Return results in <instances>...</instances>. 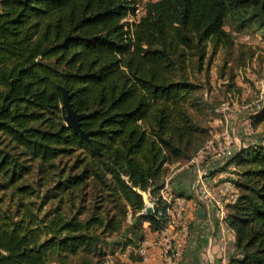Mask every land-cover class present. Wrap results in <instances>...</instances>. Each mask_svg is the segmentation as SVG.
I'll return each instance as SVG.
<instances>
[{
  "label": "trees",
  "instance_id": "16d2710c",
  "mask_svg": "<svg viewBox=\"0 0 264 264\" xmlns=\"http://www.w3.org/2000/svg\"><path fill=\"white\" fill-rule=\"evenodd\" d=\"M133 2L0 0V264H118L162 228L169 166L209 140L199 115L212 106L186 61L199 69L207 43L232 47L225 23L264 39V0H149L130 31L120 21ZM253 53L239 48L230 69ZM57 84L87 140L65 126ZM228 164L226 264H264V131Z\"/></svg>",
  "mask_w": 264,
  "mask_h": 264
},
{
  "label": "rangeland",
  "instance_id": "374dc122",
  "mask_svg": "<svg viewBox=\"0 0 264 264\" xmlns=\"http://www.w3.org/2000/svg\"><path fill=\"white\" fill-rule=\"evenodd\" d=\"M146 1L134 0L132 11L127 12L130 16L126 14L120 21L123 28L132 30L133 24L143 13ZM224 29L232 34V47H217L211 53V46L207 43L206 55L200 68L190 65L191 60L186 61V72L190 80L201 85L198 92L212 106L211 112L209 110L199 115L208 130V139H214L215 146L226 145L235 152L257 144L264 131V112H255L264 102V39L252 26L243 27L239 31L240 35H233L236 29L230 23H225ZM239 48L253 49V56L244 66L230 69ZM227 72L234 74L232 78H229ZM194 112L198 115V110ZM224 168L233 180L237 167L230 164L228 167L224 165ZM141 195L145 204L147 192L143 191Z\"/></svg>",
  "mask_w": 264,
  "mask_h": 264
},
{
  "label": "built area",
  "instance_id": "2783aa9c",
  "mask_svg": "<svg viewBox=\"0 0 264 264\" xmlns=\"http://www.w3.org/2000/svg\"><path fill=\"white\" fill-rule=\"evenodd\" d=\"M149 1V0H148ZM152 1V0H150ZM135 11V9H134ZM137 11V10H136ZM135 11V12H136ZM130 16V13H127ZM241 32L233 31V35H240ZM247 37V36H244ZM214 139H209L198 152L190 158L184 165L187 168L193 169L195 182L202 190V198L208 204H213L215 210L214 214L218 220L220 231L219 244L221 248V255L218 257V264H226L227 256L223 253V235L225 232H232L225 222L226 209L225 204L232 202L236 197V190L232 183V176L224 168L226 160L233 154L232 148L226 145L215 146ZM208 155V156H205ZM205 158H213L220 168L221 181L217 183L216 193L219 197L215 198L212 189L207 186L204 177L208 175V171L202 164ZM229 165H226L228 167ZM223 168V169H222ZM167 178L163 181V186L159 191L161 199L165 202V223L164 226L154 231V236L150 239L143 238V240L134 247H127L122 251V254L129 253L139 257L142 261L146 258L149 248L155 246L158 248V264H176L183 255L185 242L188 237V230L185 223L181 220L182 199L172 198L165 192ZM144 206H149L152 213L154 212L155 203L147 193V201ZM140 213L143 212V208ZM142 227H146L147 222L141 223ZM199 255L203 263H211L210 251L206 247H200ZM113 257L108 256L103 264H117Z\"/></svg>",
  "mask_w": 264,
  "mask_h": 264
},
{
  "label": "crops",
  "instance_id": "0c3cea01",
  "mask_svg": "<svg viewBox=\"0 0 264 264\" xmlns=\"http://www.w3.org/2000/svg\"><path fill=\"white\" fill-rule=\"evenodd\" d=\"M213 158H205V169L209 172L204 177L207 186L212 189L213 196L219 197L216 193L217 183L221 181L219 171L221 167L216 164ZM175 165V164H174ZM165 192L172 198L182 199L181 220L188 230V237L185 242L182 258L176 264H218V257L221 255L219 244L220 231L218 220L214 214L213 204L206 203L202 198V190L195 182L193 169L187 168L184 163L178 166H170ZM165 179V178H164ZM147 227V225H146ZM146 227H144L146 229ZM154 231L145 230L144 238L150 239ZM233 234L225 232L223 235V253L228 255L233 248ZM200 247L208 248L211 255V263H203L199 255ZM131 253L128 255L117 252L115 257L118 264H158V248H149L146 258L142 261L131 260Z\"/></svg>",
  "mask_w": 264,
  "mask_h": 264
},
{
  "label": "water",
  "instance_id": "95a60500",
  "mask_svg": "<svg viewBox=\"0 0 264 264\" xmlns=\"http://www.w3.org/2000/svg\"><path fill=\"white\" fill-rule=\"evenodd\" d=\"M60 93L61 107L63 112L61 113V118L66 127L70 128L71 131L76 134L79 138L87 140L90 131H83L80 128V121L84 118L85 114L76 112L72 109L69 102L68 91L61 85H56ZM143 212L145 214H151V208L149 206L143 207Z\"/></svg>",
  "mask_w": 264,
  "mask_h": 264
}]
</instances>
